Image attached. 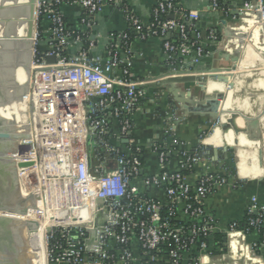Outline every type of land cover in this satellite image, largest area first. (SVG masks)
I'll return each mask as SVG.
<instances>
[{"label":"built area","instance_id":"2783aa9c","mask_svg":"<svg viewBox=\"0 0 264 264\" xmlns=\"http://www.w3.org/2000/svg\"><path fill=\"white\" fill-rule=\"evenodd\" d=\"M123 1L38 0L29 76L22 81L20 107L12 104L16 111L10 122L16 135L27 137L13 142L19 193L30 221L45 226L49 264H199L194 258L184 263L183 257L194 248L207 249L212 225L204 203L226 180L206 176L196 187L188 183V174L204 158L202 148L180 152L179 171L171 173L170 159L180 145L172 128L166 132L172 146L166 140L137 144L133 115L146 88L160 78L134 79L132 43L158 38L169 74L198 75L191 65L207 52L196 28L200 14L162 0L143 24L124 6L129 29L112 36L103 60L95 54L96 17ZM211 3L213 11L228 14L220 1ZM256 5L247 4L246 10L255 9L264 19V0ZM67 6L82 10L83 32L69 28ZM209 38L217 40L212 33ZM48 58L55 63L48 64ZM160 90L158 96L168 92ZM147 154L156 157L159 176L142 177ZM141 179L144 189L162 190L165 203L146 196L137 185ZM180 206L191 223L178 221ZM98 217L105 224L88 251V232ZM230 230L258 233L264 241V207L251 206L245 222Z\"/></svg>","mask_w":264,"mask_h":264},{"label":"crops","instance_id":"0c3cea01","mask_svg":"<svg viewBox=\"0 0 264 264\" xmlns=\"http://www.w3.org/2000/svg\"><path fill=\"white\" fill-rule=\"evenodd\" d=\"M160 1L162 0H124L120 5L106 7L96 17L95 54L103 60L107 59L109 47L113 43L112 36L128 31L124 6L143 24H148ZM174 1L181 8L200 14L196 28L201 32V44L207 52L199 64L195 66L190 62V65L196 69L197 74L217 71L218 75L228 77L229 83L208 79L202 88L197 84L179 86L178 93L187 100L188 110L181 109L175 96L168 92L158 96L161 90L157 84L149 85L146 88V98L133 115V138L140 146H146L151 140H166L168 146H172V140L166 134L172 128L174 132L171 136L180 145L170 159L168 170L171 173L179 171L180 152L193 153L202 148L205 152L204 158L188 174V183L196 187L199 180L206 176L226 180V184L219 186L204 203L205 215L212 225L207 249H192L184 255V263L194 258L199 264H264V241L261 235H242L230 230L234 224L241 225L245 222L251 206L264 207V69L260 72L261 79L252 83L246 81V73L264 62V54L255 45H242L240 41L243 50L238 54L239 62L232 64L228 60L234 55V47L239 45L234 37L240 38L239 34L247 33L246 28L240 26L243 20L241 18L247 16L248 11L251 12L247 17H253L248 19L249 27L252 30L255 28L253 37L260 29L257 24L262 23L264 29V22L260 21L257 16L259 13L255 9L254 12L246 10L247 4L255 5L257 9L256 0H218L223 8L229 10L228 14L213 11V0ZM63 13L69 28L84 31L80 22L82 10L79 7H64ZM45 26L47 28L48 24L45 23ZM238 26L240 28L237 29ZM236 30L241 33H236ZM211 33L217 37L216 41L209 38ZM132 49V72L135 80L155 81L168 74L162 40H134ZM227 69L233 71L227 74ZM211 100L221 102L220 118L214 124L210 116L215 109ZM204 102L208 103L203 104ZM225 125L228 127L223 129ZM236 130L241 132L239 136L236 135ZM161 172L156 157L147 154L142 177L159 176ZM137 185L149 198L165 203L162 190L144 189L142 179L137 181ZM177 217L180 223L192 222L185 215L183 206L178 208ZM135 250L138 255L139 251ZM162 264L170 263L164 260Z\"/></svg>","mask_w":264,"mask_h":264},{"label":"water","instance_id":"95a60500","mask_svg":"<svg viewBox=\"0 0 264 264\" xmlns=\"http://www.w3.org/2000/svg\"><path fill=\"white\" fill-rule=\"evenodd\" d=\"M12 1L16 2V0H4V1L1 0V4H2L0 5L1 14L8 12L11 9H15V10L17 9L20 12L24 10V8H22V5H16V3L12 4V6H9L10 3H12ZM35 1L38 2V0H29L30 4H33ZM6 23H7L6 21L0 22V24H3L5 26H6ZM30 27H31L30 37H28V42L24 49V55L21 56V57H24L23 58L24 60L23 68L27 70L30 69L33 38H34L35 28H36V19H34ZM257 34H259L256 36V39L258 41L261 35L259 30L257 31ZM252 39L251 41L254 42L255 41L254 37H252ZM256 45L260 48H264V46L263 47L259 46L258 43H256ZM242 50H243V46L241 44L235 46L234 55L231 58H228V60H230L232 64L238 63L239 62L238 54H240ZM4 55H5V50L0 51V61ZM16 63L17 61L13 63L14 66H16ZM53 63H55V59L48 58V64H53ZM232 71H233L232 69H227L225 72L229 74ZM218 74L219 73L217 71L201 72V74L194 75V76H185V75H182L181 73H176V74L168 73L160 77L159 79L160 82L159 84H157V86L160 89H163V88L166 89L169 94L175 96L176 101L181 109L188 110V107L186 106L187 100H185L179 95L178 87L181 85H187V84H197L202 88L204 85L207 84L208 79L216 80L219 83H224V84L229 83L228 77L221 76ZM1 77L2 76H0V108L10 103V99L8 98V96H6V89H7L6 82L4 83V80ZM4 79L6 80L7 78L4 77ZM7 80L9 82V84L7 83L9 86L11 83H13L11 85L14 86L16 84L15 83V73L11 76V79L9 78ZM22 94L23 93L20 92L19 95L12 97V100L16 102L20 101ZM211 102L215 108L210 113L211 114L210 116L213 120L212 123L214 124L220 118L219 108H220L221 102L220 100H217L215 102L214 100H211ZM207 103L204 102L203 104H207ZM189 104L193 105V103L191 102ZM229 124H232V121H229ZM227 125L223 126V129L228 127ZM235 133L237 136H239L241 132L236 130ZM26 138H27L26 136L16 135L14 133L13 128L9 125H6L0 119V214H4V215L8 214V215H13V216L18 215V216H23V217L27 215L28 208L25 205V202L21 199V196L19 193V186H18L17 173H16L17 166L13 164V160H12V154L16 152V149H14L13 142L16 140H24ZM27 149L28 148H23L22 151L27 150ZM26 166L28 165L21 164L18 167L23 168ZM66 217H67V214H64V218ZM33 223L38 224L37 222H32L31 224H29V227L35 229L34 228L35 226ZM104 224H105V221H102L100 217H98L96 220L95 228L88 232L89 233V240L87 241L88 251H90L93 245L96 243V240L98 239V232L102 230V227L104 226ZM48 232L50 233L51 229H49ZM25 249L26 248L24 246V242L21 238V230L19 226L16 224V221L12 217H9V216H0V264H29V259L26 255Z\"/></svg>","mask_w":264,"mask_h":264},{"label":"bare ground","instance_id":"6f19581e","mask_svg":"<svg viewBox=\"0 0 264 264\" xmlns=\"http://www.w3.org/2000/svg\"><path fill=\"white\" fill-rule=\"evenodd\" d=\"M4 1V0H3ZM22 1V2H21ZM16 0V2L12 1L9 6H12V4L16 3V5H22V8H24L23 11L11 9L8 12L0 13V22L6 21V26L3 24H0V50L3 51L5 49L10 51H5V55L2 57V61L0 63L3 66V71L0 73L1 75H5L7 79H11V76L15 73V77L17 79L16 83L17 85H11L10 86L14 89L13 93L18 94L23 90L24 84H22V81L24 77L26 78L29 76L28 70L23 68L24 65V57H20L24 55V49L28 42V37H30V30L34 19H35V11L37 8V1H35L33 4H30L29 0ZM0 5L1 0H0ZM7 6V5H6ZM257 15V14H256ZM260 19V21L263 22L262 16L259 14L257 15ZM20 26L22 27L20 33ZM29 35V36H28ZM257 31L255 32L254 40L256 39ZM257 50L264 54V49L259 48L256 43H254ZM13 57V58H12ZM15 57V58H14ZM10 59L17 61L16 66L8 67L6 65V62ZM20 62V63H19ZM8 63V62H7ZM11 63V62H10ZM2 69V67H1ZM6 69V70H5ZM10 74H8V73ZM2 75V77H3ZM1 77V78H2ZM4 80V79H3ZM20 82V84H19ZM7 86V84H6ZM11 92V90H10ZM12 95L10 94L8 98L10 99V103H8L7 106H4L0 108V119L6 124L11 125L10 122L12 120V115L15 109H13V105H16L17 107H20V103L12 100ZM13 102H16L15 104ZM13 104V105H12ZM18 113L20 114L21 111L18 109ZM228 116V115H227ZM263 122V121H262ZM234 133V132H233ZM258 134V133H257ZM243 138L247 139L245 136ZM262 150V149H260ZM262 169V168H261ZM32 213V211H31ZM2 216H9L12 217L16 224L19 226L21 230V238L23 242L25 243L26 248V255L29 259V264H48V257H47V248H46V229L44 224H34V228H30L29 224H31L34 221H30L31 215H27L25 217L23 216H13V215H2ZM32 224V225H33Z\"/></svg>","mask_w":264,"mask_h":264},{"label":"rangeland","instance_id":"374dc122","mask_svg":"<svg viewBox=\"0 0 264 264\" xmlns=\"http://www.w3.org/2000/svg\"><path fill=\"white\" fill-rule=\"evenodd\" d=\"M254 12V11H253ZM248 14H251V12L250 11H248L247 12V16H248ZM247 16H245V17H243V18H241V19H243V20H241V24L242 25H240V26H243V27H245L246 28V32L247 33H243L242 32V34H239V33H241V31H239V30H236L235 32L236 33H238L237 31H239V35H240V38H242V39H240L238 36H236V37H234V40L235 41H237L236 43H239L240 44V41H241V43H243L242 45H250V46H252L253 45V43H255V41L253 42V41H250L251 39H252V35H253V31H254V29L255 28H253V30H252V28L251 27H249V24H248V19H253V17H247ZM37 18V8H36V11H35V19ZM263 22H264V20H263ZM240 24V23H239ZM240 26H238L237 27V29L238 28H240ZM257 28H260L259 29V31H260V39L258 40V41H256V43H258V45L259 46H261V47H263L264 46V29L262 28V23H259V24H257ZM21 29H22V27L20 26V33H22L21 32ZM249 29V30H248ZM239 40V41H238ZM253 40V39H252ZM260 48V47H259ZM262 49H264V48H262ZM1 51V50H0ZM5 51H9V50H7V49H5ZM20 57H21V54H20ZM13 58V57H12ZM15 58V57H14ZM1 61H2V59H1ZM8 62V63H7ZM6 62V65L8 66V67H11L13 64L12 63H14V60H12V59H10V61L8 60ZM11 62V63H10ZM2 64V63H1ZM0 64V65H1ZM1 67H2V69H1ZM3 66L1 65L0 66V73L3 71ZM264 69V62L263 63H260V64H258L257 66H256V68L255 69H253V70H251V72L250 73H246V81H248L249 83H252L253 81H257V80H259V79H261L262 78V76H261V71ZM4 74V73H3ZM2 74V75H3ZM1 74H0V76H2ZM248 75V76H247ZM4 77H5V75H3V79H4ZM245 77V76H244ZM7 78V77H6ZM6 82V84L8 83L9 84V82H8V80L6 79H4V83ZM7 84V89H6V96H9L10 94L12 95V96H17L18 94H14L13 93V91H14V89L13 88H11V86H9ZM10 90H11V92H10ZM256 92V91H255ZM17 201H18V199H17ZM26 205V204H25ZM22 206V205H21ZM24 246H25V243H24ZM26 250V249H25ZM49 264V263H48Z\"/></svg>","mask_w":264,"mask_h":264},{"label":"trees","instance_id":"16d2710c","mask_svg":"<svg viewBox=\"0 0 264 264\" xmlns=\"http://www.w3.org/2000/svg\"><path fill=\"white\" fill-rule=\"evenodd\" d=\"M41 29H43V28H41Z\"/></svg>","mask_w":264,"mask_h":264}]
</instances>
